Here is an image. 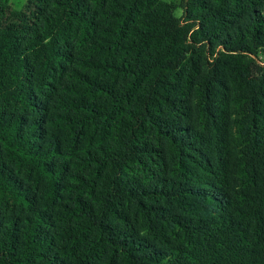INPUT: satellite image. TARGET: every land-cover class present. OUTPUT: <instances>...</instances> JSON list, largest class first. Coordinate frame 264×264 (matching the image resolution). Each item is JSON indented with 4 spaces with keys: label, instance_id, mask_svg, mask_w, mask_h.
I'll return each instance as SVG.
<instances>
[{
    "label": "trees",
    "instance_id": "1",
    "mask_svg": "<svg viewBox=\"0 0 264 264\" xmlns=\"http://www.w3.org/2000/svg\"><path fill=\"white\" fill-rule=\"evenodd\" d=\"M0 0V264H264V0Z\"/></svg>",
    "mask_w": 264,
    "mask_h": 264
},
{
    "label": "rangeland",
    "instance_id": "2",
    "mask_svg": "<svg viewBox=\"0 0 264 264\" xmlns=\"http://www.w3.org/2000/svg\"><path fill=\"white\" fill-rule=\"evenodd\" d=\"M24 0H16L15 5H19V3H22ZM167 3H171L174 5V14L178 18H183V10L182 5L184 0H163ZM258 61L263 62L264 61V53H260L258 58Z\"/></svg>",
    "mask_w": 264,
    "mask_h": 264
}]
</instances>
